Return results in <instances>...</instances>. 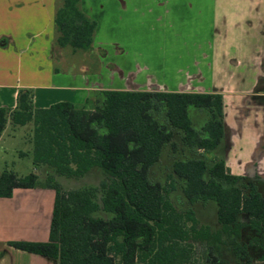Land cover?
<instances>
[{"label":"trees","instance_id":"trees-1","mask_svg":"<svg viewBox=\"0 0 264 264\" xmlns=\"http://www.w3.org/2000/svg\"><path fill=\"white\" fill-rule=\"evenodd\" d=\"M80 3L58 0L55 43L93 55L97 22ZM100 94L101 103L92 92L81 104L61 101L36 108L33 89L21 88L15 108L0 107V137L8 123L34 124V165H47L73 179L93 168L105 175L99 187L65 190L52 176L42 183L34 172L2 170L0 197H11L15 188L38 185L56 190L49 240L10 245L55 258L59 264H188L194 258V241L238 236L240 214L249 217L252 227L264 226V199L252 185L244 188L242 177L211 154L224 135L222 94L156 90ZM191 106L209 115L200 130L193 125ZM161 111L163 121L158 117ZM169 145L173 152L180 145L191 156L174 158L172 173L163 184L152 179L151 169ZM176 179L188 202L215 201L220 230L201 225L193 208L181 210L174 204Z\"/></svg>","mask_w":264,"mask_h":264},{"label":"crops","instance_id":"crops-1","mask_svg":"<svg viewBox=\"0 0 264 264\" xmlns=\"http://www.w3.org/2000/svg\"><path fill=\"white\" fill-rule=\"evenodd\" d=\"M121 1L118 7L124 8L125 3ZM205 1L222 7L227 13L222 21L224 24L218 20L213 37H205V41L196 45L185 42L177 45V40L172 37L177 34L165 37L161 44H156L158 56H154L153 71L148 75L131 70L122 73L120 66L111 62L115 65L112 70L122 75V81L118 82L110 77L105 80L102 73L80 77L55 67L54 60L58 58L54 56V50L58 48L55 43L57 0H0V107L15 108L21 88L33 89L36 108H47L61 101L81 104L92 92H95L94 100L101 103L100 92L103 90L219 93L224 99V135L211 154L223 160L234 175L247 176V168L255 163V174L264 177V0ZM80 6L97 22L94 47L101 61L110 55L111 48L115 51L113 55L124 54V66L151 65L147 58L140 56L142 53L137 48L132 54L126 42L122 44L107 36V33H113L112 23L106 17V5L100 0H81ZM161 13H157L159 19L164 20ZM108 39L109 43L106 42ZM193 46L203 51L201 63L184 59L187 56L182 53L178 57L183 60L170 59L173 57L171 51L189 50ZM11 64L12 67L18 65L16 73L9 69ZM24 65L28 69L22 77ZM178 66L181 68L177 69ZM82 80L84 84H81ZM189 114L198 130L209 117L207 111L193 106L189 107ZM193 116L201 117L198 118L201 120L199 125ZM23 129L29 131V153L33 156L32 122L23 126L8 123L0 143L11 144V132ZM183 152L186 158L191 156L189 151ZM25 154L20 152V155ZM34 166L32 172L39 176L40 182L52 176L65 190H71L65 187L54 169L47 165ZM41 169L46 170L44 177ZM95 172L100 171L93 168L86 176ZM174 197L173 192L171 198ZM55 201L56 190L44 185L15 188L11 197H0V264H59L55 258L9 244L13 241L47 242Z\"/></svg>","mask_w":264,"mask_h":264},{"label":"rangeland","instance_id":"rangeland-1","mask_svg":"<svg viewBox=\"0 0 264 264\" xmlns=\"http://www.w3.org/2000/svg\"><path fill=\"white\" fill-rule=\"evenodd\" d=\"M100 1L106 5V17L109 18V22L112 23L111 28L113 30L111 32L113 33H107V36L113 40L121 41L122 44L126 42L130 45L129 49L132 54L136 51L134 49L137 48L138 51L142 53L140 56L142 57L143 55L147 58L148 62H150L149 64L153 62L154 56H158L156 44H161L165 37L177 34L172 36L177 40L175 41L177 45H180L183 42L188 45H196L200 41H205V37L207 39L213 37L214 28L217 26L218 20L221 24H224L222 22L224 20V16L227 17V13L225 10L223 11L222 7L217 8L214 3L205 0H123L125 3L124 8L118 7V5L121 6L122 4L121 0ZM61 2L62 0H59L60 4ZM158 11L162 12L160 16L163 14L162 16L164 20L159 19L157 14ZM109 40L110 39L106 42L109 43ZM112 52L115 51L110 48V55L106 59L102 60V64L97 50L96 53L92 55L91 53L83 50L73 52L69 47L63 49L56 48L54 50V56H57L58 58L54 60V65L59 68L60 71H65L70 75L77 74L80 75V77H83L84 75L88 76L91 74L102 73V78L105 80L110 77L111 79L115 78L118 82L122 81V75L119 71H113L115 65L110 64L111 62L118 64L122 69V73L126 74L129 70L134 72L138 71L141 75H148V72L153 71L152 64L150 66L146 65L142 67L136 65L124 66V54L117 56L115 54L113 55ZM201 52L203 51L195 49L194 46L192 49L184 51L173 50L171 51L173 57L170 59L183 60L178 57V54L182 53L183 56H187L184 59H192V61H198L201 63ZM96 58L98 59V62H96ZM156 61L158 62V60ZM12 66L13 65L11 64L9 69L11 68V70L16 73L18 65L16 64L14 67ZM179 68H181V66H178L177 69ZM27 69L28 66L24 65L21 75L22 77L26 75ZM83 82L84 81L82 80L81 84H84ZM158 117L161 121L164 120L162 111ZM198 118L200 119L201 117H194L197 125H199L201 121H199ZM19 132L22 133L20 134ZM27 133H29V131L25 129L15 130V132H11L10 134L11 144L5 145L0 143V170L14 169L21 174H27L35 171L33 170L35 167L33 156L29 153L30 147ZM175 140L176 142L179 141L177 137ZM180 147L181 146L179 145V147L173 152L170 145L166 146L162 152L160 160L151 169V177L153 180L159 181L163 184L166 182L167 176L172 173L171 165L174 158L186 157ZM21 151H24L26 154L20 155ZM97 169L100 172H95L89 176L85 175L78 179L67 178L60 175V180L68 189L99 187L100 182L105 178V175L102 169ZM255 169L254 163L247 168L248 175H254ZM40 172L43 177L46 175V170L41 169ZM47 178L48 177H45L42 183H45ZM181 183L182 182H179L176 190L173 191L175 197L172 200L177 203L179 209L185 210L189 207V205L181 190ZM198 204H204V206L202 207ZM194 207L196 217L201 221V223L208 225L212 229L217 227L215 201L209 200L205 203L201 201L195 204ZM101 215H104L105 217L112 216L110 213H101ZM204 244L205 243L196 241L192 243L194 258L191 263L188 264H209L204 260ZM225 264H230V261L227 260Z\"/></svg>","mask_w":264,"mask_h":264},{"label":"flooded vegetation","instance_id":"flooded-vegetation-1","mask_svg":"<svg viewBox=\"0 0 264 264\" xmlns=\"http://www.w3.org/2000/svg\"><path fill=\"white\" fill-rule=\"evenodd\" d=\"M240 177H242L240 183L244 188L250 190L249 185H252L256 192L264 199V177L256 174ZM176 182L177 188L178 183L181 181L178 180ZM197 203L192 204L188 202V205L194 206ZM216 219L217 227L215 229H212L208 225L205 226H208L212 231L221 229V225L218 222L217 205ZM238 221L242 224L238 236L232 235L229 237L227 234H222L216 240L209 238L203 241H196L205 243L203 256L206 263L225 264L229 260L230 264H264V226L262 228L252 227L249 217L245 214H240Z\"/></svg>","mask_w":264,"mask_h":264}]
</instances>
